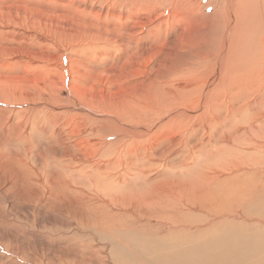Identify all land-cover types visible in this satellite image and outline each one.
<instances>
[{
  "label": "rangeland",
  "instance_id": "rangeland-1",
  "mask_svg": "<svg viewBox=\"0 0 264 264\" xmlns=\"http://www.w3.org/2000/svg\"><path fill=\"white\" fill-rule=\"evenodd\" d=\"M147 1L0 0V264H264V0Z\"/></svg>",
  "mask_w": 264,
  "mask_h": 264
},
{
  "label": "bare ground",
  "instance_id": "bare-ground-1",
  "mask_svg": "<svg viewBox=\"0 0 264 264\" xmlns=\"http://www.w3.org/2000/svg\"><path fill=\"white\" fill-rule=\"evenodd\" d=\"M140 1V0H138ZM149 1V0H148ZM147 1V2H148ZM153 2L154 4V8L156 10H164L166 9L167 7H174L175 6V3L178 1V0H150ZM185 2L189 0H184ZM197 1H200V0H197ZM142 2V1H141ZM220 4L219 5H223L225 10L228 11V12H231L235 5H242L241 1L239 0H219ZM140 4V3H139ZM149 4V3H148ZM147 5V3H146ZM133 6V5H132ZM142 6V5H141ZM151 6V5H150ZM210 6L211 7V3H210V0H206L205 2L202 3V8H206ZM144 7V5H143ZM153 7V5H152ZM134 8H135V5H134ZM137 11L138 12H147V8H142V7H139L137 8ZM228 35H229V31L226 33L224 39H223V42H222V54H221V57H220V61L218 63V66H219V70H222L223 68V64H224V57H225V48L227 46V41H228ZM199 70V67H195V68H190L189 71H187L188 73H191V72H195L197 73ZM219 79V73H216L215 75H213L212 77L209 78V80L205 83V86H204V91L201 95V106L202 104L205 105V103L207 102V98L209 96V93L212 92V89L214 88L215 84L217 83ZM172 104V103H171ZM172 106V105H171ZM178 109V108H177ZM175 110L173 109L171 112H174ZM184 111L182 109L180 110H176V113L175 114H180V113H183ZM97 113V112H96ZM106 113V112H105ZM77 114V113H76ZM175 114H172V115H175ZM171 115V114H170ZM169 116V115H168ZM179 119H180V115L178 116ZM111 119V118H110ZM123 121V120H122ZM123 126V125H122ZM140 126V125H139ZM125 127V126H124ZM128 129V128H127ZM134 130V128H133ZM142 131V130H141ZM140 132V131H139ZM144 132V131H143ZM128 133V132H127ZM136 133V132H135ZM130 134V133H129ZM146 136V135H145ZM12 170V169H11ZM235 170V169H234Z\"/></svg>",
  "mask_w": 264,
  "mask_h": 264
}]
</instances>
